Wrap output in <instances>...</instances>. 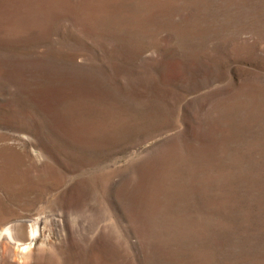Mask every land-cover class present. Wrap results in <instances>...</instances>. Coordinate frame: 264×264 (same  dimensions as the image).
Wrapping results in <instances>:
<instances>
[{"label":"rangeland","instance_id":"374dc122","mask_svg":"<svg viewBox=\"0 0 264 264\" xmlns=\"http://www.w3.org/2000/svg\"><path fill=\"white\" fill-rule=\"evenodd\" d=\"M0 264H264V0H0Z\"/></svg>","mask_w":264,"mask_h":264},{"label":"bare ground","instance_id":"6f19581e","mask_svg":"<svg viewBox=\"0 0 264 264\" xmlns=\"http://www.w3.org/2000/svg\"><path fill=\"white\" fill-rule=\"evenodd\" d=\"M36 219V218H35ZM38 221V220H37ZM40 221V220H39ZM37 223V222H36ZM20 224H13V225H11V226H8L7 228H6V230L4 231V234H8L10 237H11V239H14L16 242H18V239L20 238V236L23 234V232H15V231H17V229L19 228V227H21V225L19 226ZM37 226V225H36ZM35 227V226H34ZM39 227V226H38ZM38 227L37 228H33V224H30V228H32L31 230H30V235H29V237L26 239V240H29V243L28 242H24V244H30V243H32V242H34V240H36L37 239V234H36V231L38 230ZM15 232V233H14ZM14 234H15V236H14ZM25 234V233H24ZM19 238H18V237ZM21 237H23V236H21ZM24 240V239H23ZM18 244H16V246H17ZM31 245V244H30ZM26 246V245H25ZM28 246V245H27ZM26 246V247H27ZM32 246V245H31ZM18 247V246H17ZM16 248V247H15ZM22 248V247H21ZM18 249V248H17Z\"/></svg>","mask_w":264,"mask_h":264}]
</instances>
